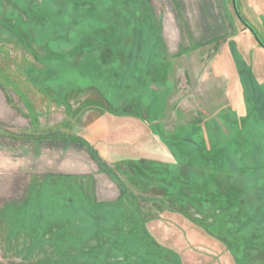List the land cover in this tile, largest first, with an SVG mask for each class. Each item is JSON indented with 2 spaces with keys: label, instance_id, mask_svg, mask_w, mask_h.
Listing matches in <instances>:
<instances>
[{
  "label": "rangeland",
  "instance_id": "rangeland-1",
  "mask_svg": "<svg viewBox=\"0 0 264 264\" xmlns=\"http://www.w3.org/2000/svg\"><path fill=\"white\" fill-rule=\"evenodd\" d=\"M238 5L264 41V0ZM237 16L0 0L1 264H264V48ZM198 129L223 149L225 201L195 202L192 175L207 189L219 164Z\"/></svg>",
  "mask_w": 264,
  "mask_h": 264
},
{
  "label": "trees",
  "instance_id": "trees-1",
  "mask_svg": "<svg viewBox=\"0 0 264 264\" xmlns=\"http://www.w3.org/2000/svg\"><path fill=\"white\" fill-rule=\"evenodd\" d=\"M116 38H118L119 39V37L117 36ZM244 69L246 70V72L244 73V74H248L249 75V80H250V82H253L254 84H255V86L257 87H259V86H263V84L261 85V84H259L257 81H256V79H255V74H253L252 73V71H251V69L247 66V65H245V67H244ZM124 84V83H123ZM117 86L119 87V84L117 83ZM125 86H128L127 87V92H131V93H134L135 91H134V85H130V84H126ZM248 89H249V86L247 87ZM136 91H137V88H136ZM248 94V95H247ZM252 95V92H251V90H250V94L249 93H246V98L249 96V97H252L251 96ZM251 99V98H250ZM249 99V100H250ZM249 100H248V98L246 99V101H247V104L249 105ZM252 108H253V106H252ZM256 108H257V106H256ZM255 108H253L252 110H254ZM224 110V109H223ZM228 110H229V115H230V117L233 119V122L234 121H236L237 122V115H236V113L233 111V110H231V109H225V112L227 111L228 112ZM256 110V109H255ZM259 112L261 111V109H259L258 110ZM250 113L251 112H249V114H248V118H251V116H250ZM225 114V113H224ZM259 114H263V119H264V112L262 111V112H260ZM222 117V119H224V115H222L221 116ZM241 119V118H240ZM264 122V121H263ZM208 123L210 124V125H214V126H217V128H221L220 127V124H217L218 122H216V121H213L212 119L210 120V121H208ZM194 127H195V129H197V128H199V126L198 125H194ZM201 130H197L196 131V135L197 136H195V137H193L194 139H191V140H189V143H190V145L193 147V150H194V152H196V153H198V151H199V149H204V150H206L209 154H212V152L217 156V162L219 163L218 164V166L217 167H213V168H211V169H209L208 171L207 170H205L204 168V173H202L205 177H207V179L209 180V182H211V180H213L212 182H211V184L208 182V187H207V189L206 188H204L203 186H202V184L200 183V181L198 180V178H197V176L195 175V174H191L190 173V175H192V177H193V183H194V187H195V189H196V194H197V200H196V197H195V202H198V204L199 203H201V201H198L200 198H201V196H202V194H205L204 195V197H203V202H205V200H207V201H209L210 199H212V197H213V199L214 200H219V198H221L220 200H226L227 198H231V195L232 194H234L235 193V189H233V187L231 186L230 188H231V190H227L228 189V186L227 185H221V181L219 182V180H220V177L219 176H221L222 175V173H226V170H223V164L222 163H220V162H223L224 161V159H223V149H218L217 147H205L204 145H203V138H202V140H201ZM36 139V138H35ZM221 148H222V146H221ZM92 150V149H91ZM92 152L94 153L93 155L94 156H96L97 157V155L95 154V152H94V150H92ZM199 154V153H198ZM235 154V153H234ZM176 155H178V158H180L181 159V154L179 153H177ZM199 157V156H198ZM197 157V158H198ZM197 158H195L196 160H197V163H201V162H199L200 160H199V158L197 159ZM199 160V161H198ZM186 161H188V159H186ZM185 161V162H186ZM220 161V162H219ZM211 162L212 163H216V161L215 160H211ZM193 164H196V163H194L193 162ZM205 164V163H204ZM198 165V164H197ZM263 165V164H262ZM261 165V166H262ZM197 167V166H196ZM239 170V169H238ZM240 170H242V169H240ZM239 170V171H240ZM232 172V171H231ZM240 173H242L241 171H240ZM239 173V174H240ZM207 181V180H206ZM213 188H215L214 190H213ZM209 197H208V196ZM229 196V197H228ZM233 196V195H232ZM212 199V200H213ZM1 264V263H0Z\"/></svg>",
  "mask_w": 264,
  "mask_h": 264
},
{
  "label": "water",
  "instance_id": "water-1",
  "mask_svg": "<svg viewBox=\"0 0 264 264\" xmlns=\"http://www.w3.org/2000/svg\"><path fill=\"white\" fill-rule=\"evenodd\" d=\"M233 4H234L235 12L238 15L237 17H239V19L241 20V22L246 26V28H248L252 32V34L254 35V37L256 38V40L258 41V43H260V45L264 48V41L259 36L258 31L242 15V13L240 11V8H239V5H238V0H233Z\"/></svg>",
  "mask_w": 264,
  "mask_h": 264
}]
</instances>
